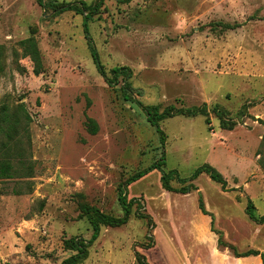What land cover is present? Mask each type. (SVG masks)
I'll return each mask as SVG.
<instances>
[{"label": "rangeland", "instance_id": "rangeland-1", "mask_svg": "<svg viewBox=\"0 0 264 264\" xmlns=\"http://www.w3.org/2000/svg\"><path fill=\"white\" fill-rule=\"evenodd\" d=\"M84 27L82 15L53 17L38 0H0V106H22L30 118L21 113L10 142L19 172L0 179V264H60L69 256L64 239H91L80 207L122 217L119 185L162 153L163 171L187 179L207 163L225 187L201 174L196 190L167 192L152 169L125 184L127 222L102 227L80 264H138L135 252L148 264H183L191 238L218 232L237 252L258 250L264 264V223L245 213L250 199L255 216L264 215V0H105ZM29 37L39 75L20 45ZM87 38L108 80L125 67L142 105L204 104L209 123L166 118L162 146L141 108L124 99L122 77L109 83L99 74ZM6 141L0 132V157Z\"/></svg>", "mask_w": 264, "mask_h": 264}, {"label": "trees", "instance_id": "trees-1", "mask_svg": "<svg viewBox=\"0 0 264 264\" xmlns=\"http://www.w3.org/2000/svg\"><path fill=\"white\" fill-rule=\"evenodd\" d=\"M105 0H94L93 3L87 4L84 1H72V2H58L57 0H38L39 6L46 13H51L52 16H57L66 11H72L75 14H80L84 18V29L87 32V22L92 20L94 16L99 14L100 9L102 8ZM87 35V34H86ZM87 37V36H86ZM88 39V43L90 46V55L91 58L96 65V68L101 76H103L107 82L113 83L116 82L119 77H122V86L121 92L125 100H129L131 102H135L142 110V112L146 116V120L152 127H154L159 134L161 145L164 146L165 135L159 127V122L170 117H174L176 115H183L185 117H194L197 115L206 116L205 122L209 123V119L207 118L208 112L203 104L202 107H196L192 109L178 110L173 106L170 108H165L163 111H159L157 106H147L142 105L136 98L133 97V90L131 89L130 83L128 82V73L125 70V67H118L111 69L112 78L108 80L106 78V74L102 65L99 63L97 55L94 51L91 42ZM20 45L24 49V53L29 56L30 60L33 62V73L35 75H39L42 71V59L40 56V52L36 46L35 39L33 37H29L20 41ZM1 49V48H0ZM1 54V52H0ZM215 113H219L217 108H214ZM21 113L23 114V118L26 121H29V116L24 112L23 107L19 106L16 110H13L11 113L8 112V108L5 105L0 106V132H3L7 141L2 144V149H6V153L0 157V179L1 178H9L12 175V171L19 172L17 165H21V159H18L16 162L12 160L11 150L14 152L18 151V148H10V142L13 141V137L17 134V127L20 120ZM220 114V113H219ZM220 124L222 127L231 130L234 123H227L225 118L221 115ZM264 138V136H263ZM164 165V154L160 156V158L152 163L149 167L140 170L133 175H131L126 181L121 183L118 187L117 201L119 202L121 208L124 211V215L122 217H117L110 215L101 211L99 208L90 205H82L80 207V213L92 229L91 239L89 241H85L80 237H73L63 240V246L67 252H69V256L64 258L60 264H80L87 257V248L92 241H94L99 231L102 227H119L125 224L128 220V217L131 212V205L133 204V200L128 201L126 199L125 194V184L135 181L151 171L152 169H157L160 171V183L164 190L167 192H175L180 194H187L192 190H196L197 188L192 183L193 180L198 178L201 174H206L213 182L220 183L223 187H225L226 182L223 176L211 165L204 163L191 174V176L187 179L181 178L178 175L176 170L163 171L162 166ZM175 181L179 184V187H173L171 182ZM198 207L203 214H206V210L204 209L201 197L198 198ZM245 213L248 218L252 221H255L259 224L264 223V215L257 218L254 214V206L250 199H247ZM219 237L217 239L218 245L221 248L229 249L234 256L236 257H245V256H257L260 255L262 258V254L255 249H248L244 252H237L234 245L229 244L221 239V234L218 232ZM144 259V258H143ZM140 258V254L135 252V261L138 264H148L147 262H143Z\"/></svg>", "mask_w": 264, "mask_h": 264}, {"label": "crops", "instance_id": "crops-1", "mask_svg": "<svg viewBox=\"0 0 264 264\" xmlns=\"http://www.w3.org/2000/svg\"><path fill=\"white\" fill-rule=\"evenodd\" d=\"M202 215V214H201ZM200 231L204 233L207 218L201 216ZM218 238H191L190 250H187L183 264H263L260 255L236 257L227 248L218 246Z\"/></svg>", "mask_w": 264, "mask_h": 264}, {"label": "water", "instance_id": "water-1", "mask_svg": "<svg viewBox=\"0 0 264 264\" xmlns=\"http://www.w3.org/2000/svg\"><path fill=\"white\" fill-rule=\"evenodd\" d=\"M68 254H70V253H68Z\"/></svg>", "mask_w": 264, "mask_h": 264}]
</instances>
